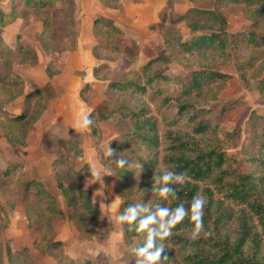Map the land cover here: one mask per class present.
<instances>
[{"label": "trees", "instance_id": "obj_1", "mask_svg": "<svg viewBox=\"0 0 264 264\" xmlns=\"http://www.w3.org/2000/svg\"><path fill=\"white\" fill-rule=\"evenodd\" d=\"M235 7L255 19L252 26L229 28L222 9ZM26 12L36 13L42 22L36 38L44 51L77 49L74 0H11L9 10L0 12V32ZM54 19L60 22L58 29H54ZM171 21L185 23L189 38L180 36L173 52L149 59L122 79L106 77L109 64H100L99 51L122 58L125 62L121 69H128L137 55L133 47L120 42L93 47L99 61L94 75L108 82L107 98L89 112L93 123L88 128L99 137L101 122L112 120L117 125L120 140L115 147L128 151L129 156L123 159V166L117 163L113 172L123 182L134 180L132 195L122 201L120 212L133 204L142 206L136 221L122 223L124 241L129 246L128 264H136L131 249L145 239L137 226L141 217L154 213L157 207L183 204L188 208L196 195L205 199L202 228L193 235L195 221L190 214L177 222L169 236L158 240L164 247L158 264H264V114L253 110L245 128H222L215 119L242 102L240 97L220 99L222 86L234 76L221 70L220 65L234 69L244 82L252 78L255 88L264 92V78L256 73L261 60L258 51L264 52V0H213L209 7L190 6ZM95 22L122 32L109 18L97 17ZM172 57L192 68L185 73H168ZM38 62L37 51L21 33L16 35L13 47L2 45L0 34V140L5 138L14 146L27 145L34 124L56 95L50 81L28 88L23 71L16 67ZM51 67L53 63L49 62L50 78L58 74ZM19 97H23L20 113L5 108V103ZM58 137L57 144L46 146L58 153L51 163L57 187L70 214L94 229L100 216L91 189L85 187L92 170L88 163H75L83 156L80 136ZM168 171L180 174V180L171 184L173 192L165 199L157 191L162 183L157 178ZM25 172L21 162L0 165V185L7 202L13 205L18 198L37 202L28 220L34 230H43L40 243L44 252L64 248L62 240L49 237L52 219L66 214L57 195L43 182L27 178ZM1 214L0 210V227H4ZM27 254L23 251L13 257L11 247L0 244V264H40ZM58 263L110 264L102 254L80 260L60 259Z\"/></svg>", "mask_w": 264, "mask_h": 264}, {"label": "rangeland", "instance_id": "obj_2", "mask_svg": "<svg viewBox=\"0 0 264 264\" xmlns=\"http://www.w3.org/2000/svg\"><path fill=\"white\" fill-rule=\"evenodd\" d=\"M75 2V19L78 20L82 12L78 11V6ZM130 3L133 0H128ZM213 0H167L166 7L162 11L158 21H154L147 27L141 21L133 22L131 25V19L124 14V7L126 2L122 0H110V4L117 5L116 10L109 8H102L101 6L95 5L94 11H91V17L86 19L84 24L80 23L79 29L77 28V43L81 39V45L84 48L83 66H77L71 73H64L60 80L58 76L65 70L67 65L72 66L77 64L76 60L66 59V55H69L70 51H58L54 53H48L43 50L42 46L36 38V33L42 29V22L39 21L38 15L32 12H26L21 19L16 20L2 27L0 34L2 35V45L13 47L15 37L17 34H22L23 38L33 45L39 56V62L35 66L28 64L17 65L24 75L27 77L32 75L36 80L41 81L40 78H45L47 75L50 82L53 84L54 81H60L57 84L59 89H63V94L69 93V101L66 105H63L64 110L68 113L66 116L57 118L56 124L50 127V132L46 134V138L43 140V135L36 129L35 134H31L30 145L26 146H14L11 145L5 138L0 140V165L5 166L9 162H21L22 159L28 157V152H25L26 147H30L29 153L39 152L41 159V165H28L22 163L25 168V174L27 178H33V172L29 171L28 168L34 169L38 167L39 174L43 176L45 174L46 182L51 190L57 195L59 203L65 211V217L53 218L50 226L49 237L53 239L62 240L65 244L64 248L54 250L50 253L44 252V244L40 243L42 240L43 230H34L29 225L28 215L35 210L37 202L28 199L23 201L20 198L17 199L16 203L10 205L7 202V197L0 185V208L2 217H4V223L6 226L0 227V244L11 247V255L13 257H19L21 252L25 251L30 256L31 260L42 264L41 261H46V264H59L58 260H75L83 258H93L97 255L107 256L110 264H128L130 259L128 248L129 246L124 241L123 236V224L116 220L120 212V205L122 201L132 195V184L134 180L123 182L117 178L113 172V167L117 164L113 159L121 157L125 159L129 156V152L126 150H118L115 146L120 140V132L117 125L112 120H106L100 123L102 134L98 137L91 133L89 128L85 130V134L81 133V129L77 127L75 121L80 115H87L89 112L102 103L107 98L106 84L107 79L99 80L94 75V68L99 63L97 57L93 52V47L97 44L110 45L112 43L120 42L125 43L128 46L133 47L137 55L134 62L128 69H121L125 62L122 58H118L113 54L99 51L102 55L101 62L109 64L108 69L105 70L106 77L108 79H122L128 72L138 70V68L146 63L149 59L156 57L161 53L167 52L168 54L174 51L177 46L179 37L182 36L184 39L189 38V29L185 23H173L171 18L174 15H180L185 9L190 6L209 7ZM134 3H139L135 1ZM96 4V3H95ZM11 7V0H0V12L8 11ZM223 13L227 16L229 22V28L231 30L245 29L252 26L255 19H251L248 14L239 10V8H223ZM122 17L123 25L116 23L117 17ZM107 17L114 21V23L122 30V32L112 31L109 27L104 26L103 23H96V18ZM111 17V18H110ZM257 17V16H255ZM54 29H58L60 22L54 19ZM82 22V20H81ZM77 23V22H76ZM92 33H91V30ZM90 31V34L87 33ZM57 48H60L57 44ZM78 48V47H77ZM91 50V51H90ZM261 57L258 63L257 74L260 79L264 78V52L258 51ZM89 55V56H88ZM176 55V54H175ZM174 56V55H173ZM49 62L53 63L51 67L55 72H58L52 78L47 73V65ZM52 66V64L50 63ZM49 65V66H50ZM191 66H186L182 62L172 57V62L169 66L168 73L178 74L187 72ZM221 70L230 72L234 76L229 79L221 88L219 97L221 100H229L233 98H242L240 105L234 108H230L224 112L221 118L216 117L215 119L220 121L222 128H232L235 125H241L246 127L250 114L253 110L258 113L264 114V92H259L252 84V78L247 77L246 82L235 72L234 69L223 64L220 65ZM55 88V87H54ZM83 91V94H82ZM3 96L4 92H2ZM76 94V95H75ZM73 95L76 99H72ZM153 106L155 105L152 103ZM5 108L10 112H14L17 109H22L23 101L21 99L15 101V103H5ZM59 106L52 103L51 110L56 114L59 111ZM73 112L75 114H73ZM75 115V116H74ZM71 116H74L71 118ZM66 118H71L66 120ZM73 122H72V121ZM72 128H67L68 124ZM54 127V129H53ZM59 128L60 130H57ZM57 130V131H56ZM166 129H164L165 131ZM58 133L54 134L53 133ZM61 132V134L59 133ZM78 131V132H77ZM80 132V133H79ZM78 134L80 136V148L83 150V156L75 159L76 166L81 163H88L91 167L92 173L85 179V187L91 189L92 194L94 193L93 187L89 186L90 180H92L94 171L93 160L95 164L100 162L105 165L103 172H111L113 180L111 181V190L109 195L116 200L117 206L113 212L103 210V214H100V219L94 229H92L88 223L79 221L73 217L64 200V197L57 187L56 174L51 168V163L58 156L56 149H48L46 146L52 143V145L59 142V135L67 138L71 135ZM30 135V134H29ZM29 137V136H28ZM43 141L45 144H43ZM107 144L109 147L114 149L112 156L105 158L107 153ZM46 147V148H45ZM41 148V149H40ZM47 149V150H46ZM37 150V151H36ZM36 154V153H34ZM87 160V161H86ZM91 161L90 163L88 162ZM100 163V164H101ZM44 177V176H43ZM115 178V179H114ZM42 182V181H41ZM94 184V183H93ZM97 186V184L95 183ZM101 184L98 189V193L104 192L107 188H102ZM97 188H95L96 190ZM94 196V195H93ZM119 203V204H118ZM97 207L99 204H97ZM99 210V207H98ZM112 211V210H111ZM4 256L7 259V250L4 249ZM20 259H18L19 261ZM6 264H9L7 261Z\"/></svg>", "mask_w": 264, "mask_h": 264}, {"label": "crops", "instance_id": "obj_3", "mask_svg": "<svg viewBox=\"0 0 264 264\" xmlns=\"http://www.w3.org/2000/svg\"><path fill=\"white\" fill-rule=\"evenodd\" d=\"M109 1L110 0H77L76 3H77V6H78V11L82 12V15H80V18H81L82 22H81L80 19L76 20L77 28L79 29L80 23L81 24L85 23L87 17L88 18L91 17V14H89V13L91 11H94L95 5L101 6L102 8H106L107 10L109 8H112V9L116 10L117 5L110 4ZM122 1L126 2V5L124 7V14H126L128 16V18L131 19L130 24L132 23L131 25H134L133 22L141 21V22L144 23V25L146 27L148 25H151L154 21H158L162 11L164 10V8L167 5V3H166L167 0H133L134 2L135 1H139V3H134V2L130 3L128 0H122ZM121 19H123V18L120 17V16L117 17L116 23L119 22L118 25H123L122 23H120L122 21ZM87 33L90 34V31H87ZM91 33H92V30H91ZM78 41H79L78 42V48L75 51H70L69 55H66L67 56L66 59L74 60V62L76 60L77 64H76V66H75V64L72 65V66L67 65L65 70H62V73L60 74V76H58V78H60V80L63 77L62 76L63 72L64 73H71V72L75 71L74 69L78 65L79 66H83L84 56H83L82 53L84 51V48H83V46L81 44L84 43V42L81 43V39H79ZM24 78L26 80V86L28 88L32 87V86H42L46 82L50 81V79L48 78L47 75L45 76V78H40V79H42L41 81L36 80L32 75H30L28 77L26 75H24ZM59 82L60 81H58V82L54 81V83L52 84L55 87L54 89L56 91V95H55V97H53L50 100L48 108L42 114V116L38 119V121L34 124L32 130L30 132V135L28 137V144L29 145H30L31 134H35L34 131L36 129H39L41 134H45V132L47 130H49L50 127H52L53 125L56 124L55 122L57 121V118H60L62 116H66L65 114L68 113V111L66 109L64 110V108H61V107H63V105L67 104V102L70 99L69 98L70 95H69V93L68 94L67 93L63 94L61 92L63 89H59L57 87L58 86L57 84H59ZM19 99H21V101H23V97H19V98L13 100V101H10L9 103L13 104V103H15V101H17ZM72 99L74 100V99H76V97L73 95ZM52 103L55 104L56 106L58 105L60 107L58 113H61V114L60 115L58 114L57 117H56V114L54 112H52V110H51ZM21 111H22V109H17L16 111H14L12 113H20ZM73 114H75V113L73 112ZM74 116H71V118L74 117ZM71 118H69V119L66 118V120H70ZM67 124H68L67 128H72L70 126V123H67ZM53 129H54V127H53ZM86 129L87 128L81 129V133L85 134V130ZM57 130H60V129L58 128ZM59 133L61 134L60 131H59ZM30 147L29 146L26 147L25 152H28V154H27L28 157H26V159H22L21 162L26 164V166H27V164L28 165H30V164H32V165H41L40 161H41L42 157L40 156L39 152L36 150L37 152H34L36 154L29 153L30 150H31ZM88 162L90 163L91 161L88 160ZM94 162L95 161L93 160V163L92 162L90 163L94 167L93 168L94 174H93L92 180H90V182H89V186L93 187L92 189L94 190V193H93L94 202L99 204L98 205V207H99L98 211H99L100 214H103V212H102L103 210H105L106 212L107 211L113 212L115 207L117 206V202H118V200L114 199L112 197V195L108 194V193L111 192L109 187L111 188V181L113 180V176H112L111 172H109V171L108 172H103L104 171L103 167H105L104 164H102L101 162H100L101 164L100 163L99 164H95ZM28 169H29V171L33 172V176H32L33 178L41 179V181L46 186H48V184L46 182L45 174H43L44 177L42 176V174L40 175L38 167H36L34 169H30V168H28ZM51 170H52V168L50 169V171ZM97 172H102L104 174L99 178V176L96 174ZM95 183L97 184V186L95 185ZM101 184L103 185L104 188H107V189H106L105 192H104V189H103L101 193H98L99 192L98 189L100 188ZM95 188H97V189L95 190ZM113 206H114V209H112ZM117 208H118V206H117ZM116 210H118V209H115V211ZM41 262H42V264H46V261L45 262L41 261ZM52 264H55V263H52Z\"/></svg>", "mask_w": 264, "mask_h": 264}, {"label": "clouds", "instance_id": "obj_4", "mask_svg": "<svg viewBox=\"0 0 264 264\" xmlns=\"http://www.w3.org/2000/svg\"><path fill=\"white\" fill-rule=\"evenodd\" d=\"M75 123L78 128L83 129L92 125L93 121L91 115L87 114L78 116ZM114 151L115 150L107 144L105 158L112 156ZM110 161H115L121 166L125 163L121 157ZM96 174L100 178L104 173L97 172ZM157 179L158 181H162L157 191L161 192L165 199H167L168 195L173 192L171 184L180 180V174L171 171L163 172ZM204 204V197L202 195H196L192 198L188 208H185L183 204H179L175 208L157 207L154 213L142 216L137 226L145 233V239L142 244L133 246L131 249L132 253L137 258L136 264H158L161 260V252L164 250V247L158 243V240H164L169 236L172 227L189 214L191 215V219L195 221L193 235H197L202 228L201 218L203 216ZM141 209L142 206L140 204L130 205L117 216L116 220L120 223L134 222L137 220V216L140 215Z\"/></svg>", "mask_w": 264, "mask_h": 264}]
</instances>
